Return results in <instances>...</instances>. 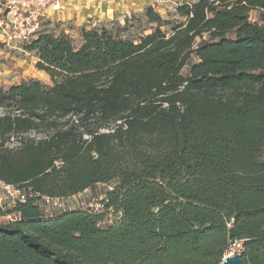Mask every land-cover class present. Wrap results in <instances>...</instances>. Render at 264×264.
<instances>
[{
  "label": "trees",
  "instance_id": "1",
  "mask_svg": "<svg viewBox=\"0 0 264 264\" xmlns=\"http://www.w3.org/2000/svg\"><path fill=\"white\" fill-rule=\"evenodd\" d=\"M256 9L264 0H198L177 22L150 6L156 27L138 43L101 25L80 30L79 48L43 30L24 45L53 86H0V182L26 192L20 220L0 224V264H220L234 240L245 264H264ZM112 181L106 206L122 218L108 227L88 210L46 219L36 204Z\"/></svg>",
  "mask_w": 264,
  "mask_h": 264
},
{
  "label": "rangeland",
  "instance_id": "2",
  "mask_svg": "<svg viewBox=\"0 0 264 264\" xmlns=\"http://www.w3.org/2000/svg\"><path fill=\"white\" fill-rule=\"evenodd\" d=\"M116 1L119 0H115L114 2ZM196 1L197 0H157L154 3V9L158 13L160 12L164 20L180 22L184 21V18H181L176 14V6L178 4H184L186 2L189 4H194ZM133 8L135 10L136 7ZM134 10L129 9L128 13H126L127 11L125 12V10H118L116 11L115 18H109L108 20L103 21V23H98V27H100L101 25H107L108 28L114 27L119 32V35L122 38L133 39L138 43V39L140 36L149 35L152 33L151 28L156 27V23L147 21L145 17L146 8L140 10L138 9L136 11ZM133 12H135L136 14H134ZM132 17H139L140 19L131 21L127 26V29L124 31V27H126L127 24L126 21L131 20ZM250 20L252 23H258L264 26V12L260 9L253 10L250 13ZM54 25L55 27H52V25L45 26L43 28V31L53 32L56 36L59 35L58 33L61 32V28L58 23H55ZM162 29L168 35L172 34V26H167ZM69 36H71V38L74 40L75 46L79 48L82 43L80 33L71 32ZM227 37L229 39H235L236 32H230ZM209 38V35L204 36L205 40H208ZM199 42L200 38H197L195 46H197ZM192 61L195 62L196 59L193 58ZM37 62V53L25 51L24 45L13 44L8 46L0 42V86L9 87L12 84H19L22 81L28 82L30 79H34L33 76H37L35 79L42 81L46 86H53V82L51 81L50 77L45 72H39L35 68ZM190 66V64L184 66V68L181 70V74L186 76L189 72ZM30 134L31 137L43 136L37 134L36 132H32ZM259 156V160L261 162H264V148L260 151ZM3 184V182L0 184V201L2 202L4 211L6 212V216L13 215V210L16 206L18 198L11 195V193L4 188ZM118 185L119 181H112L107 184L99 183L92 188L87 189L83 193H80L79 195L63 199L54 198L48 200L47 198H42L41 200H38L36 204L40 206L42 216L44 218L52 219L65 212L75 209H83L84 211L88 210L90 205H92L95 200H105L106 194ZM21 193L26 196V192L24 190H22ZM103 216L105 221H110L102 223V227H108L115 223V218L110 216L108 213H105ZM12 220L13 221L7 218L2 219V221L4 222L3 224H7L14 223L17 220H20V218L18 217V219L15 220V216H12Z\"/></svg>",
  "mask_w": 264,
  "mask_h": 264
},
{
  "label": "built area",
  "instance_id": "3",
  "mask_svg": "<svg viewBox=\"0 0 264 264\" xmlns=\"http://www.w3.org/2000/svg\"><path fill=\"white\" fill-rule=\"evenodd\" d=\"M65 0H0V42L5 45H26L34 40L43 30V23L48 13L59 14L64 9ZM107 5L114 0H99ZM4 185L11 195L17 197L18 201L24 202L26 196L20 190ZM50 200V198H47ZM105 200H95L90 205L88 211L97 215H104L108 213L115 218V223L121 220L122 212L118 211L115 207H107ZM0 209L4 211L2 202L0 201ZM18 219V215H4L0 217V224L4 223L2 219L12 220ZM110 221V220H106ZM103 222V223H106ZM111 224V223H110ZM244 252V241L234 240L231 242L225 257L235 254L242 255Z\"/></svg>",
  "mask_w": 264,
  "mask_h": 264
},
{
  "label": "crops",
  "instance_id": "4",
  "mask_svg": "<svg viewBox=\"0 0 264 264\" xmlns=\"http://www.w3.org/2000/svg\"><path fill=\"white\" fill-rule=\"evenodd\" d=\"M156 1L157 0H119L114 3L111 2L110 4L105 5L99 0H65L64 9L61 13H48L44 20L43 28L49 25L55 27L54 24L58 23L61 28V32H64L68 35L71 32L80 33V30L82 28L91 29L93 27H97L99 25L98 23H103V21L108 20L109 18H115L116 11L118 10H125V12L127 11L126 13H128L129 9L134 10L133 7H136L134 11L138 9H144L150 6L154 8V3ZM133 13L136 14L135 12ZM61 32H59L58 34H60ZM36 77L37 76H33L34 79ZM1 183L2 182H0V184Z\"/></svg>",
  "mask_w": 264,
  "mask_h": 264
},
{
  "label": "water",
  "instance_id": "5",
  "mask_svg": "<svg viewBox=\"0 0 264 264\" xmlns=\"http://www.w3.org/2000/svg\"><path fill=\"white\" fill-rule=\"evenodd\" d=\"M220 264H245V262L242 258V255L235 254L232 256H227Z\"/></svg>",
  "mask_w": 264,
  "mask_h": 264
}]
</instances>
